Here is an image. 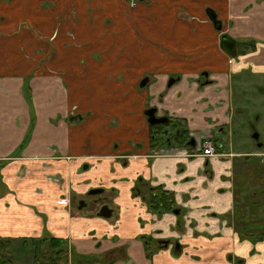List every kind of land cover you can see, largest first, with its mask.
Here are the masks:
<instances>
[{
  "label": "crops",
  "instance_id": "obj_1",
  "mask_svg": "<svg viewBox=\"0 0 264 264\" xmlns=\"http://www.w3.org/2000/svg\"><path fill=\"white\" fill-rule=\"evenodd\" d=\"M119 2L0 0V239L13 253L46 232L75 256L108 260L102 264H264V234L253 242L261 234L251 224L243 236L237 228L250 210L232 218L233 158L253 154L152 156L148 105L137 95L141 78L161 65V78L146 83L156 81L150 104L197 138L228 127L233 80L264 75V0H148L132 10ZM211 12L236 43L256 40L254 49L232 56L221 48ZM152 15L161 27L140 30ZM156 32L161 44L150 39ZM138 177L173 193L179 222L169 213L156 218L132 197ZM95 186L114 188L112 218L68 207L69 197ZM147 234L171 243L149 257ZM25 251L15 264H26Z\"/></svg>",
  "mask_w": 264,
  "mask_h": 264
},
{
  "label": "rangeland",
  "instance_id": "obj_2",
  "mask_svg": "<svg viewBox=\"0 0 264 264\" xmlns=\"http://www.w3.org/2000/svg\"><path fill=\"white\" fill-rule=\"evenodd\" d=\"M126 7L128 6L129 9H131L133 6L130 5L132 0H124ZM138 1V0H133ZM102 7L109 6L108 2H104V5H102L101 1L99 2ZM122 3V0H120L118 7ZM143 3L139 1L138 4ZM158 3V1L156 2ZM159 7H161L160 4H157ZM132 10V9H131ZM109 17L105 18V22L108 23ZM110 22V21H109ZM143 22L145 24L140 28V30H149L153 28H160L161 26V19L160 16L152 15L150 18H147L146 16L143 18ZM111 23V22H110ZM109 25V24H107ZM136 27V25L134 26ZM109 29H106L103 31V36L106 34V31L109 32L111 28L113 30V26H108ZM135 31L138 33L139 30L136 28ZM158 35L150 36L153 38H150L152 40H155L156 42L161 44V33L156 32ZM139 34L135 35L134 41L136 44H140L141 39L138 36ZM149 38V37H147ZM239 43V51L243 52H250L253 50V45L257 42H251L250 40L242 41ZM145 44V42H144ZM146 45V44H145ZM148 46V45H146ZM149 48L151 46H148ZM153 49V48H152ZM156 50V49H153ZM161 52V51H160ZM161 55V54H159ZM159 62H155L151 66H147L152 68H155ZM145 67V66H144ZM144 67H140L138 70L144 69ZM160 71H157L155 73H149L148 79L156 80L158 78H161V65ZM137 68V65L135 66ZM122 76V75H121ZM134 76H140L139 74H134ZM156 82V81H155ZM155 82H150L149 84L144 85L143 87L138 88L139 93L137 94L139 96L140 101L146 100L147 105H150L149 99L150 95L153 94V86ZM231 92H232V103L235 106L236 109L242 108L243 112L242 115H238L237 111L234 112V117L232 118V122L230 125L225 127V133H219L217 131L213 132V135L217 137V141H220L223 146V150L228 151H234V152H264V147L259 149L256 147L253 138H252V128L255 127L258 133H260V139L264 144V75H251L248 73L243 74L239 77V80L235 78L231 85ZM159 99V98H158ZM138 100L135 101L134 107L138 106ZM160 103V102H159ZM158 107V106H157ZM159 108V107H158ZM160 113L161 109L159 108ZM242 121V123L240 122ZM252 125V127H251ZM157 126H153L151 128L152 132L154 129H156ZM151 135V132H150ZM261 157H264V155L257 157L254 156H238L233 158L234 166H233V180L235 185V219L242 220V213L246 208L247 211L250 210L249 217L255 220V221H249L248 223L251 224L252 229H254L255 234H264V158L261 159ZM252 199H255V203L253 204L251 201ZM244 217L243 219H245ZM237 227L239 228V225L237 224ZM21 247L16 252H13L11 254L12 258L14 259V256L17 255V253L21 250H26L22 256V261L26 264H32L33 263V254L31 247H34L31 240H27L26 242L22 241ZM14 255V256H13ZM93 257H86L82 261L78 260V256L73 255V257H70L68 263L64 264H87L88 261L93 260ZM15 261H19L17 258L14 259Z\"/></svg>",
  "mask_w": 264,
  "mask_h": 264
},
{
  "label": "flooded vegetation",
  "instance_id": "obj_3",
  "mask_svg": "<svg viewBox=\"0 0 264 264\" xmlns=\"http://www.w3.org/2000/svg\"><path fill=\"white\" fill-rule=\"evenodd\" d=\"M139 1H141V2H143L145 4H149L148 0H138L136 2L132 0L130 5L131 6H135V5H137L139 3ZM211 13H212V15H214L213 12H211ZM215 19L217 21L216 23H214L213 19L211 18L215 28L221 33L220 34V40H219V43H220V46H221V36L223 34H226V35H228V34L222 32L221 22L216 18V15H215ZM244 41H246V40H244ZM250 41L251 42H257L256 40H250ZM239 42H242V41H239ZM239 42L236 43V41H235V55L237 53L238 54L239 53L240 54L241 53H246V52H243V51H241V52L239 51L240 49H239L238 45L239 44H243V43H239ZM254 47H255V44L253 45V49H254ZM144 76H149V75L146 74ZM144 76H143V78H141V81L139 82V85L141 84V82L143 80H147L148 81V77L144 78ZM171 79H174V81H175L174 77H170L167 80V85H168L169 80H171ZM168 86H170V85H168ZM152 107L156 108L155 116L156 117H166L167 118V123H165V124H150V123H148V120H147L148 116L146 115V110H148L149 108H152ZM235 110L237 112L239 110L243 111L242 108H238V109H235ZM144 115H145L147 123L149 124L150 132H151V135H150V138H149V145L152 148V154H151L152 156L161 155V152L164 151V150L167 151L169 149H175V150H182L183 153L185 154V157H187L188 159H192L195 156H201V157L215 156V155H218V150L219 149H221V148L223 149L222 143L220 141H217V139H216L217 137H215V135L210 134L209 136L204 137L203 139L195 137V135H193L189 131V129L186 127V125H185V123H184V121L182 119H178V118H175V117H170V116L161 114L159 108L157 107V104L148 105L145 108V110H144ZM153 126H157V127L152 132L151 128ZM251 127H252V125H251ZM165 130H169V131L167 133H165L164 132ZM214 131H217L220 134L221 133L224 134L225 133V126H221V125L217 126V128ZM255 133L258 134L257 138L253 137ZM252 138H253V141H254L256 147L258 148V150L264 147V144H263V142L260 139V133H258V131L256 130L255 127L252 128ZM161 140L163 141L162 144H161ZM176 140L177 141H182L181 145L177 144ZM191 142H193V144ZM205 142H209L211 147H212V154L209 155V156L208 155H203V153H202V150L204 148V143ZM251 153L253 154L252 156L257 157V158L259 156L264 155V152L252 151ZM247 156H250V154H247ZM262 158H264V157H261V159ZM206 170L210 173L209 169H206ZM51 179L54 180V181L59 180V178H51ZM140 179L144 180L145 184L138 183V181ZM158 186H161V185H152L149 180H146V179H144L142 177H138L134 181L133 185L131 186V189H130L131 195H132V197L139 198L140 201L143 204H145L147 209L157 216L156 218H161V215H163L165 213H169V214H173L175 217H177V221H178V219L182 218V209H181V206H179L177 204L172 192L171 193H172L173 207L171 208L170 211H166V212L161 213V211L159 210L158 213H156V212L152 211L150 209V207L148 206V204H149L148 203V199H150L152 202L155 201V199L152 198L153 195H152L151 189L155 188V187H158ZM95 188L102 189V191L99 192V193H95V194L89 193V190L95 189ZM134 189L136 190V195H134L135 194V190ZM113 191H114V188H111V189L108 190L104 186L91 187L86 192H84V193H82L80 195H74L72 197H69L68 201H67V205H68L69 208L71 206H73L74 210H77V212L86 211V212H88V213L90 212V213H92V214H94V215H96L98 217L109 219V218H112L114 216V213H115V208L113 207L112 202H111ZM234 192H235V185H234ZM253 200H255V199H252V201ZM103 206L107 207V209L104 208ZM101 210H102V212L103 211L106 212L107 210H109L111 215L109 217L101 216V215L98 214V212H101ZM175 210H177L178 212L174 213ZM224 217L227 218V221H228L227 214H225ZM234 217H235V214H233L232 218H234ZM250 219H252V218L251 217H246L247 225H248L249 221H252ZM142 238H143V243H144L145 248H146L145 249L146 250V255L149 256V257L152 256L154 253H157L163 247H166L169 243H171L170 240H165V239L162 240L161 237L160 238L159 237H153L150 234L142 235ZM31 239H33V238H31ZM28 240H30V239H28ZM67 247H68L67 256H68V262H69L70 257H73V255H75V254H73V251L71 250V248L68 245V243H67ZM178 247H179L178 242H175L173 248H178ZM31 248L32 249H30V250H32V254H33V247H31ZM113 252L114 251H109V253H111V254H113ZM85 257H91V256L88 255V256H85ZM111 257H114V256H111ZM104 260H106V262L108 261L107 259H104V258H103V260L102 259H98V260L93 259V260L88 261L87 264H89V262H91V264H102V263H104L103 262ZM13 261H14V259H13ZM113 262H111L110 264H113Z\"/></svg>",
  "mask_w": 264,
  "mask_h": 264
},
{
  "label": "trees",
  "instance_id": "obj_4",
  "mask_svg": "<svg viewBox=\"0 0 264 264\" xmlns=\"http://www.w3.org/2000/svg\"><path fill=\"white\" fill-rule=\"evenodd\" d=\"M177 138V137H176ZM177 144L182 141H177ZM163 141L161 140V144ZM138 183L145 184L144 180L140 179ZM135 190V189H134ZM154 202L148 199V206L156 213L160 210L161 213L170 211L173 207L172 193L163 189L162 186H158L151 189ZM136 195V190L135 194ZM238 228V227H237ZM247 223L239 222V234L243 236L245 229L247 230ZM263 235H259L257 238L252 239L253 242L261 239ZM33 244V264H64L68 263V247L67 242L64 239L53 237L48 233H43L38 238L30 239ZM9 240L0 239V264H14L11 252L9 251ZM86 257H79L78 260L82 261ZM112 260L109 259V263ZM108 263V264H109ZM91 264V262H89Z\"/></svg>",
  "mask_w": 264,
  "mask_h": 264
},
{
  "label": "water",
  "instance_id": "obj_5",
  "mask_svg": "<svg viewBox=\"0 0 264 264\" xmlns=\"http://www.w3.org/2000/svg\"><path fill=\"white\" fill-rule=\"evenodd\" d=\"M211 18L213 19L214 23H216L215 19V14L211 15ZM221 47L230 55L234 56L235 55V40L231 39L228 35L223 34L221 36ZM147 80H143L141 82V86H144L146 84ZM174 82V79L169 80L168 85H171ZM156 108L152 107L146 110V115L148 116V123L150 124H165L167 123V118L166 117H156L155 116ZM169 130H165L164 132L167 133ZM254 138L258 137V134H254ZM193 144V142H191ZM102 189L95 188L89 190V193L95 194L101 192ZM104 208L107 209V207L103 206ZM80 208V207H79ZM178 211L175 210L174 213H177ZM99 215L104 216V217H109L110 211L107 210L106 212L101 210V212H98Z\"/></svg>",
  "mask_w": 264,
  "mask_h": 264
},
{
  "label": "built area",
  "instance_id": "obj_6",
  "mask_svg": "<svg viewBox=\"0 0 264 264\" xmlns=\"http://www.w3.org/2000/svg\"><path fill=\"white\" fill-rule=\"evenodd\" d=\"M203 155H211L212 154V147L209 142L204 143V148L202 150Z\"/></svg>",
  "mask_w": 264,
  "mask_h": 264
}]
</instances>
